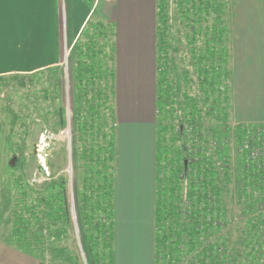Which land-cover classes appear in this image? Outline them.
Instances as JSON below:
<instances>
[{
  "label": "trees",
  "instance_id": "1",
  "mask_svg": "<svg viewBox=\"0 0 264 264\" xmlns=\"http://www.w3.org/2000/svg\"><path fill=\"white\" fill-rule=\"evenodd\" d=\"M226 8L223 0H156L153 264H264V213L246 222L254 237L248 243L251 232H244L241 262L235 263L238 256L232 262L229 237L221 235L226 227L222 190L229 181L226 126L231 124ZM88 70L78 66L70 89L72 131L78 136L71 158L74 164L82 160L84 167L74 183V203L84 263L113 264L114 113L108 99L96 94L95 83L86 80ZM44 98L49 100L46 94ZM257 126H234L240 147ZM239 163L244 181L263 191L240 150ZM65 186L61 181L55 192L35 194L23 207L12 232L14 247L39 258L29 247L38 241L27 240L24 231L40 230L42 215L51 245L66 238ZM247 189L248 183L241 191L246 198ZM259 206L264 209V201Z\"/></svg>",
  "mask_w": 264,
  "mask_h": 264
},
{
  "label": "crops",
  "instance_id": "2",
  "mask_svg": "<svg viewBox=\"0 0 264 264\" xmlns=\"http://www.w3.org/2000/svg\"><path fill=\"white\" fill-rule=\"evenodd\" d=\"M223 1L229 121L264 125V0ZM155 30L156 0H0V78L52 71L56 81L67 43L71 84L87 67L86 80L112 107L113 264H153ZM14 248L28 264H52L18 250L12 235L0 264H13Z\"/></svg>",
  "mask_w": 264,
  "mask_h": 264
},
{
  "label": "rangeland",
  "instance_id": "3",
  "mask_svg": "<svg viewBox=\"0 0 264 264\" xmlns=\"http://www.w3.org/2000/svg\"><path fill=\"white\" fill-rule=\"evenodd\" d=\"M227 17L228 11H225V19ZM53 76L51 71L42 75L0 78V235L3 242L12 235L9 234L24 215L23 207L30 205L29 201L35 199V194L47 196L48 192L56 191L59 182L64 181L70 221L66 238L61 243L54 242L51 245L50 232L45 227L43 215L40 230L27 228L24 232L30 242L38 241L31 242L29 247L35 251L34 255L45 262L70 264L67 258H71L76 264H85L73 193L76 178L82 174L84 167L82 160L74 164L71 158V148L74 140L76 144L78 136L72 131V84L69 68L65 71L62 67L58 80L53 81ZM96 86L97 84L94 88ZM56 93L57 97L54 98ZM45 94L49 96L48 101L44 98ZM35 95L38 96L36 100L33 99ZM211 121L216 123L215 120ZM204 123L208 124V120H204ZM232 126H226L229 131V181L222 190L226 227L221 235H228L227 244L231 248V254H228L231 255L232 262L238 256L235 262L238 263L242 260L239 254L243 252L240 247L242 236L244 232H251L250 229L246 231V222L256 220L260 212L264 213V209L259 206L264 201V193L257 192L253 184L244 181V173L239 166L240 145ZM80 143L78 141V145ZM245 182L250 186L247 189L248 198L241 194ZM249 206L246 213L245 207ZM253 237L254 233L248 234L247 242ZM41 239L44 241L40 242ZM14 252L13 264H28L17 256L19 252L15 248Z\"/></svg>",
  "mask_w": 264,
  "mask_h": 264
},
{
  "label": "built area",
  "instance_id": "4",
  "mask_svg": "<svg viewBox=\"0 0 264 264\" xmlns=\"http://www.w3.org/2000/svg\"><path fill=\"white\" fill-rule=\"evenodd\" d=\"M71 55V46H63L62 67L67 71L68 60ZM240 152L245 156L246 166H250L257 176V186L264 193V125L246 133L242 141Z\"/></svg>",
  "mask_w": 264,
  "mask_h": 264
},
{
  "label": "bare ground",
  "instance_id": "5",
  "mask_svg": "<svg viewBox=\"0 0 264 264\" xmlns=\"http://www.w3.org/2000/svg\"><path fill=\"white\" fill-rule=\"evenodd\" d=\"M40 161L43 162V158L42 157H40Z\"/></svg>",
  "mask_w": 264,
  "mask_h": 264
}]
</instances>
